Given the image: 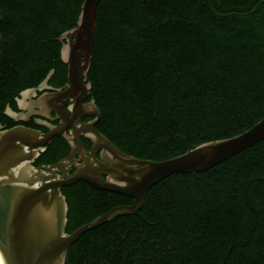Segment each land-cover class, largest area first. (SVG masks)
<instances>
[{"label":"trees","instance_id":"obj_1","mask_svg":"<svg viewBox=\"0 0 264 264\" xmlns=\"http://www.w3.org/2000/svg\"><path fill=\"white\" fill-rule=\"evenodd\" d=\"M83 0H0V124L49 72ZM85 81L95 127L121 150L165 159L264 116V0H99ZM56 148L41 153L53 157ZM65 231L133 198L64 190ZM64 264H264V138L211 167L150 186L137 213L84 231Z\"/></svg>","mask_w":264,"mask_h":264},{"label":"water","instance_id":"obj_2","mask_svg":"<svg viewBox=\"0 0 264 264\" xmlns=\"http://www.w3.org/2000/svg\"><path fill=\"white\" fill-rule=\"evenodd\" d=\"M98 1L83 0L76 24L59 36L64 38L60 52L67 64V81L56 90L72 95L77 91L80 94L87 92L90 84L85 81V75L94 39ZM52 72L50 69L37 86L24 88L20 94L45 86ZM80 94L76 95L70 110L62 103L47 107V110L53 108L67 125L72 126L71 133L77 147L72 136L65 135L63 125L42 133L24 124L7 127L0 124V264H64L69 245L84 231L118 215L137 213L150 186L161 178L175 172L193 173L207 169L264 138L263 116L240 133L201 142L180 154L160 160L141 158L121 150L95 127L100 116L99 108L92 98L83 102L84 96ZM41 102L40 98L37 104ZM5 112L14 119L21 117L9 106ZM82 114H91L94 118L78 121ZM45 115L49 117L48 113ZM54 133L69 140L72 146L70 155L79 151L83 158L74 173L64 178H57L54 173V167L60 165V161L45 165L51 172L32 164L43 149L41 145ZM80 135L91 139L89 152L81 144ZM98 148L101 149V159L94 155ZM77 179L95 188L125 194L133 200L113 205L66 232L68 204L60 186Z\"/></svg>","mask_w":264,"mask_h":264},{"label":"flooded vegetation","instance_id":"obj_3","mask_svg":"<svg viewBox=\"0 0 264 264\" xmlns=\"http://www.w3.org/2000/svg\"><path fill=\"white\" fill-rule=\"evenodd\" d=\"M39 84V83H38ZM38 84L30 87H35ZM65 84V83H64ZM62 85H51L47 82V84L41 88H37L35 90H30L28 93L21 95L19 93L18 96H16V109H12L16 113H19L21 116L18 119H13L14 124H24L33 128H36L40 130L42 133H46L48 131H51L55 127L64 126V133L67 136H72V139H74L75 142H73L74 146L77 147L78 143L76 142L74 136L71 133L72 126L67 125L66 121L61 119L55 110L53 108H48L53 105H57L62 103L63 106L70 110V108L74 105L76 95H79L80 92H76V95L67 94L63 91L56 90L57 87H62ZM64 88V87H63ZM81 91V89H79ZM80 95L83 97V102H87L91 99L89 97V91L87 88L86 93H81ZM41 98L42 102L37 104V101ZM48 113L49 117L45 114ZM100 117V116H99ZM94 118V115L91 114H82L80 117L77 118L78 121H88ZM99 120V118H98ZM97 120V121H98ZM97 121L94 123V125L97 123ZM66 123V125H65ZM10 125V126H11ZM80 142L83 145V147L86 149V151H90L92 149V141L90 138L80 135L79 136ZM43 147L42 150L38 152V154L34 157L32 160V164L35 167H41L47 172H51L49 169L45 167V165H51L58 161H60V165H57L54 167V173L56 174L57 178H64L65 175L72 174L77 169V166L80 165L83 162L82 154L79 151H76L74 154L70 155L72 151V146L69 142V140L64 135L60 134H52L49 141L45 142L41 145ZM49 148H56L54 150L53 157L49 159H45L41 156V153L45 150H48ZM101 149L98 148L94 151V155L97 158L101 159L100 156ZM71 156L70 159L67 158V156ZM86 155V154H85ZM85 185L87 183L86 181L82 179H77L73 181L72 183L61 185L60 189L63 192V189H69L70 187H73V185ZM92 186V185H90ZM65 195V193L63 192Z\"/></svg>","mask_w":264,"mask_h":264}]
</instances>
